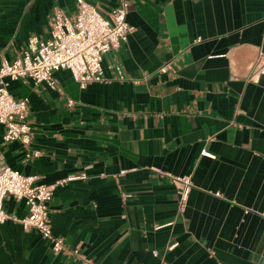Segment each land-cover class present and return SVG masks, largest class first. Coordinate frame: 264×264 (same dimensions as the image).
Returning a JSON list of instances; mask_svg holds the SVG:
<instances>
[{"label":"crops","instance_id":"1","mask_svg":"<svg viewBox=\"0 0 264 264\" xmlns=\"http://www.w3.org/2000/svg\"><path fill=\"white\" fill-rule=\"evenodd\" d=\"M84 1L105 17L119 4ZM128 3L133 31L103 56V82L81 90L58 71L55 91L30 79L8 83L14 100H27L29 151L41 155L26 159L22 144L4 143L0 125V167L46 186L78 177L54 189L48 217L52 237L80 258L24 231L26 205L7 196L0 264H257L264 75L254 70L264 53V0ZM54 9L71 17L75 0H0V63L13 62L31 38L47 41ZM157 171L190 178L183 213Z\"/></svg>","mask_w":264,"mask_h":264},{"label":"built area","instance_id":"2","mask_svg":"<svg viewBox=\"0 0 264 264\" xmlns=\"http://www.w3.org/2000/svg\"><path fill=\"white\" fill-rule=\"evenodd\" d=\"M118 2V7L107 17L84 0H75L76 13L71 17L64 15L59 9H54L49 18L50 38L45 42L31 38L27 50L13 62L0 63V125L5 130L3 142L22 144L27 151L26 159L40 157L41 153L29 151L32 132L26 122L27 100H14L8 92V83L30 79L35 85L44 84L55 91L57 88L53 74L58 71H68L81 90L90 84L103 82V56L117 51L133 31L126 21L128 0ZM167 69L169 65H165L161 71ZM115 70L118 79L122 81L120 68L115 67ZM254 71L257 75H264V53L259 54ZM72 106L73 103L69 101L68 107ZM202 156L215 160L207 152H203ZM157 172L171 180L178 197V211L183 213L193 188L190 178ZM124 174L125 172H121L120 176ZM75 179L78 177H68L52 186H46L40 183L37 176H23L6 166L0 167V225L8 219L3 209L5 198L10 196L16 201H24L28 213L24 219L18 221L23 230L37 231L42 239L52 243L56 254L79 259L77 250L66 249L62 239L52 237L48 217V205L52 201L54 189ZM153 256L156 257L157 253L153 252ZM83 262L89 264L87 261Z\"/></svg>","mask_w":264,"mask_h":264},{"label":"water","instance_id":"3","mask_svg":"<svg viewBox=\"0 0 264 264\" xmlns=\"http://www.w3.org/2000/svg\"><path fill=\"white\" fill-rule=\"evenodd\" d=\"M257 264H264V248L260 254V258Z\"/></svg>","mask_w":264,"mask_h":264}]
</instances>
